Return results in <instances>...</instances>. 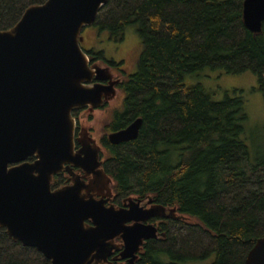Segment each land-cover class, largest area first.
Instances as JSON below:
<instances>
[{
	"label": "trees",
	"instance_id": "1",
	"mask_svg": "<svg viewBox=\"0 0 264 264\" xmlns=\"http://www.w3.org/2000/svg\"><path fill=\"white\" fill-rule=\"evenodd\" d=\"M45 1L0 0V31ZM243 2L108 0L91 25L117 41L137 24L141 46L136 71L120 86L123 111L107 131L139 118L141 127L134 140L108 146L105 172L120 198H151L178 217L163 221L136 264H245L264 237V160L248 161L242 98L214 101L201 84H183L184 75L203 69L250 72L264 99V21L259 33L247 30ZM86 54L113 65L102 51ZM0 264L50 261L0 227Z\"/></svg>",
	"mask_w": 264,
	"mask_h": 264
},
{
	"label": "water",
	"instance_id": "2",
	"mask_svg": "<svg viewBox=\"0 0 264 264\" xmlns=\"http://www.w3.org/2000/svg\"><path fill=\"white\" fill-rule=\"evenodd\" d=\"M107 1L46 0L27 8L12 29L0 31V227L50 264H110L117 237L123 245L119 259L134 264L143 241L158 235L143 222L156 215L178 218L174 209L167 215L161 206L143 210L131 199L128 208L105 207L83 184L51 190L63 164L86 166L73 152L72 112L98 108L114 92L112 83L95 81L98 70L81 47L82 30ZM242 18L247 30L259 33L264 0H244ZM141 123L136 119L109 141L134 140ZM32 156L35 162L24 163ZM245 264H264V237Z\"/></svg>",
	"mask_w": 264,
	"mask_h": 264
},
{
	"label": "flooded vegetation",
	"instance_id": "3",
	"mask_svg": "<svg viewBox=\"0 0 264 264\" xmlns=\"http://www.w3.org/2000/svg\"><path fill=\"white\" fill-rule=\"evenodd\" d=\"M93 31H90L92 35L96 38L97 31L92 29ZM82 34V33H81ZM87 35V34H86ZM86 35H83L84 41L86 42L87 37ZM88 36V35H87ZM108 38V37H107ZM83 43L81 45H83ZM84 48V47H83ZM85 52L88 51L86 48H84ZM91 50V49H89ZM92 50H95L92 48ZM103 52V51H102ZM113 62L112 66H107V64L103 62L98 61H92L89 59V64L98 70L97 77L98 80H95L96 82L107 85L108 83H112L114 87V91H121L123 97L121 99L120 108L111 110L109 107L110 103L113 101L114 93L113 95H108L104 98L103 103L98 108H89L84 107L78 110H74L72 112V118L74 120V133H73V152L75 153V156L77 159L81 162V164H86L85 168L84 166H78L75 164H69L65 163L62 166V170L53 175L51 179V190L55 191L67 186H71L74 183L77 184H83L87 186L88 192L93 196L96 200H104L105 207H114L115 209L119 208H128L129 204H133V202L138 203V207L142 208L143 210L150 209L154 206H160L154 203V201L151 198H143V197H128V198H120L118 194L114 190L113 181L108 176V174L105 172L104 165L109 159V149L108 146H116L118 144H112L109 141V135L112 133H115L117 131H107V127L109 124L114 120L117 114L121 113L123 111V103H124V93L121 90V84H122V78L123 80L129 75L133 74L127 73L125 69V61L120 60L115 62L114 60H106ZM136 66L134 67L135 70ZM121 76L119 79L116 78V76ZM116 96V95H115ZM103 110L104 112L106 110H111L110 114L108 116L107 123L103 124L102 131L99 133L98 136H94V128L90 127L91 123L88 121H91L94 117V113L97 111ZM80 114H83L86 116V125L81 122L79 116ZM129 126V125H128ZM126 128V127H125ZM123 128V129H125ZM122 130V129H120ZM119 131V130H118ZM109 144V145H108ZM36 161L35 157H28L24 160V163H33ZM99 164L98 166H95L94 169H92L94 164ZM20 164V163H18ZM13 166V165H9ZM56 185L59 184L58 188H53V183H56ZM83 193H86L85 190L82 191ZM128 199H131L133 202H129ZM165 209V214L167 215L170 213L171 208L163 207ZM176 216V213L174 211L173 217ZM167 219L163 216H153L149 218L147 221L143 222L144 224H151L157 229V237L161 234L159 233L160 225L163 223V221ZM132 224V223H130ZM129 225V224H128ZM143 241L141 247L139 248L137 252V260L134 262L136 264L139 261V258L143 254L144 245L148 242ZM114 243L117 246V250L113 252V254L108 259V262L110 264H131L128 259H119L120 252L123 250L122 240L120 238H116L114 240Z\"/></svg>",
	"mask_w": 264,
	"mask_h": 264
},
{
	"label": "rangeland",
	"instance_id": "4",
	"mask_svg": "<svg viewBox=\"0 0 264 264\" xmlns=\"http://www.w3.org/2000/svg\"><path fill=\"white\" fill-rule=\"evenodd\" d=\"M223 1V0H215ZM92 29L98 30L93 26L85 27L82 30V37L86 35L87 40L81 47L103 51L107 60L115 62L124 60L127 73L135 72L136 61L140 53V38L137 32V24H130L125 27L121 39L114 41L107 38L106 33L98 32L96 38L91 34ZM83 48V49H84ZM129 75V74H128ZM121 76H116L119 79ZM122 78V77H121ZM120 78V79H121ZM123 80V78H122ZM183 84L186 86L201 84L203 88L211 95L214 101H222L225 98L241 97L243 100L244 114L246 121L243 122L242 140L248 149V161L256 164L264 160V99L261 91L258 89L257 78L250 72L242 74H226L221 70L203 69L200 72L183 76ZM114 91V89H113ZM113 101L109 107L111 110L120 108L123 97L121 91H114ZM116 95V96H115ZM91 108V107H89ZM111 110L97 111L90 122L94 128V136H98L102 131L104 123H107ZM81 122L85 121L86 116L80 114ZM89 126V124H86ZM191 221L190 218H188ZM210 261H187L182 264H208Z\"/></svg>",
	"mask_w": 264,
	"mask_h": 264
}]
</instances>
